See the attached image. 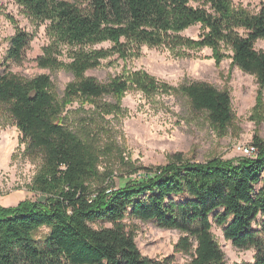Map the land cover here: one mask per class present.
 I'll list each match as a JSON object with an SVG mask.
<instances>
[{"label": "trees", "instance_id": "1", "mask_svg": "<svg viewBox=\"0 0 264 264\" xmlns=\"http://www.w3.org/2000/svg\"><path fill=\"white\" fill-rule=\"evenodd\" d=\"M15 1L31 20L47 25L51 42L36 60L39 67H65L73 81L61 97L50 76L25 79L4 68L9 61L22 64L32 41L28 33L16 31L8 62L0 64V112L21 132L27 155L41 160L32 191L45 201L17 210L0 208V264H174L170 258L143 257L128 218L180 232L175 252L188 255V264H227L212 233L213 219L235 248L256 250L253 264H264L260 139L253 143L258 154L237 164L220 158L198 163L175 154L165 166L139 168L136 180L116 189L113 181L105 186L114 173L100 171L104 159L123 161L120 155L116 158L118 145L100 118L121 108L106 98L121 97L131 88L146 96L177 94L192 113L204 114L224 133L235 119L229 91L206 82L175 88L140 72L107 82L87 74L102 61L117 55L128 58L142 46H192L195 42L181 33L200 24L199 46L229 48L233 65L264 90V50L255 48L264 39V2L253 14L235 9L231 0ZM105 43L111 48H96ZM63 48L69 49L67 64L61 61ZM74 102H89L94 112L71 121L66 110ZM95 224L102 227L96 229ZM43 227L50 233L39 242L35 234Z\"/></svg>", "mask_w": 264, "mask_h": 264}, {"label": "rangeland", "instance_id": "2", "mask_svg": "<svg viewBox=\"0 0 264 264\" xmlns=\"http://www.w3.org/2000/svg\"><path fill=\"white\" fill-rule=\"evenodd\" d=\"M79 2V0H66ZM235 9L259 13L264 0H231ZM21 29L32 39L22 64L7 61L11 38ZM47 25L35 23L15 0H0V64L9 67L25 79L40 75L50 76L57 92L63 97L73 76L65 67L57 71L39 67L37 58L43 48L50 44ZM203 33L202 25H195L181 33V36L195 43L189 47L169 48L166 46L135 48L128 58L118 55L104 60L101 66L87 74L100 82H107L118 76L128 77L132 73H147L157 82L171 87L192 82H206L220 90L229 91L232 98L234 123L224 133L212 126L204 114L192 113L186 99L177 94L158 92L150 96L131 88L121 97H110L105 102L119 105L121 112L100 114L104 126L111 132L118 145V159H104L100 171L114 175V188L130 180H136L139 168L165 166L175 154L198 163L214 158L237 164L243 159L246 147L256 138L264 142V90L255 78L245 74L232 63V51L221 46L217 50L199 46ZM105 43L96 48H111ZM257 50H264V39L256 42ZM61 61L69 63L68 48H63ZM221 56V61H218ZM94 107L89 102H74L66 115L71 121L92 115ZM98 119L101 122V119ZM15 123L0 112V208L21 209V205L44 202L45 198L32 191V182L41 160L27 155V144ZM111 190L113 187L110 188ZM126 223L135 233L136 244L143 257L162 261L170 258L174 264H188V255L175 252V246L182 234L176 230L160 228L153 221L128 218ZM212 233L225 254L227 264H253L256 250H240L227 241L223 228L212 219ZM110 227L109 225H103ZM98 229L101 224L93 225ZM254 227L257 229L258 225ZM48 228H41L35 239L43 242L49 235Z\"/></svg>", "mask_w": 264, "mask_h": 264}, {"label": "built area", "instance_id": "3", "mask_svg": "<svg viewBox=\"0 0 264 264\" xmlns=\"http://www.w3.org/2000/svg\"><path fill=\"white\" fill-rule=\"evenodd\" d=\"M258 154V149L252 144L246 147L243 157L253 158L254 155Z\"/></svg>", "mask_w": 264, "mask_h": 264}]
</instances>
